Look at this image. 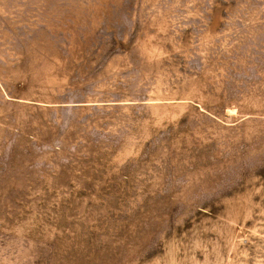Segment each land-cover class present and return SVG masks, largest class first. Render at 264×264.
I'll return each mask as SVG.
<instances>
[{"label": "rangeland", "instance_id": "374dc122", "mask_svg": "<svg viewBox=\"0 0 264 264\" xmlns=\"http://www.w3.org/2000/svg\"><path fill=\"white\" fill-rule=\"evenodd\" d=\"M0 264H264V0H0Z\"/></svg>", "mask_w": 264, "mask_h": 264}]
</instances>
